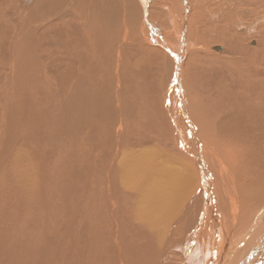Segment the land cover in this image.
Wrapping results in <instances>:
<instances>
[{"label": "bare ground", "instance_id": "6f19581e", "mask_svg": "<svg viewBox=\"0 0 264 264\" xmlns=\"http://www.w3.org/2000/svg\"><path fill=\"white\" fill-rule=\"evenodd\" d=\"M31 1L0 0L5 147L49 132L42 99L70 103L98 182L67 179L36 232H0V264H264V0ZM48 65L62 91L18 112L17 73ZM19 157L1 198L44 186Z\"/></svg>", "mask_w": 264, "mask_h": 264}, {"label": "rangeland", "instance_id": "374dc122", "mask_svg": "<svg viewBox=\"0 0 264 264\" xmlns=\"http://www.w3.org/2000/svg\"><path fill=\"white\" fill-rule=\"evenodd\" d=\"M36 1L38 0H32L31 3L34 4ZM51 48L52 47H50V51ZM44 63H48L46 59ZM52 71L50 69V66L48 65L46 69H40L37 73L31 72L27 74V84L25 86L20 81V73H17L18 77L16 78V83H13V89L11 92L17 93L18 95H21L24 98L16 100L17 103H15V98H13L12 95H8V93L6 92V94L4 95V97H6V100L2 101H5L10 105L13 103L17 104L18 106L16 110L18 112L28 114L30 106L26 103L25 94L29 91V89L32 88L35 91L42 89L43 96L44 91H46V93L50 90H56L58 93L62 91L61 86L59 84V81H61L59 79V75L61 76L62 70H58L53 67ZM5 75L6 73L4 74L3 70H1V94L5 93V91L2 89L5 84ZM52 83L55 84V87L50 86ZM30 85L32 87H30ZM48 95L49 93H47V96ZM58 96L60 95L55 94L54 98H57ZM44 100L45 99L41 100L43 102V109L44 111H46L47 115L44 120V125L46 130L49 132L44 133V136L39 133L32 135L31 128L28 131V136L25 137L24 148H27L26 151L23 148L24 143L21 142L23 140H18L16 144L12 143V146L8 148L5 147L8 133L4 129L3 120L0 119V175H3L2 177H0V180L3 181L4 176L6 177V183L0 184V190L2 189V187L7 185V183H9V180L11 178L9 165H12V157L17 154H20L19 160L23 161L24 158H28L31 162V165L28 167H32V174H35L37 170V173H41L40 177L44 179L42 181H37L38 183H43L44 186L37 187L36 195L33 197L32 195H29V197H19L18 194L15 195L11 193H6V196L1 198L0 195V232L12 233L11 238L15 240H17L18 238H22L19 230H25L30 232H36L38 230V225L35 221L36 213L40 212L42 204L44 202L47 203L48 209L53 208V206L57 204L55 192L56 189L61 188L62 182L63 184L65 183L67 185V179L70 182V180L73 178L74 182L78 180V184H83L85 181L90 187H92V183L97 184L98 182L96 174L94 175V170H91L93 168H90L88 174L86 173V177H84L83 173L79 171L80 165L77 164V161L73 154V151L79 146L78 140L74 135V126H71L67 130L65 128L64 121L59 119V117H61V113H65L66 110L71 111V104L66 102L50 103V105L57 107L61 111V113H52L48 102ZM10 152L11 154H9ZM23 152L25 153L21 155ZM23 165L26 166L25 164ZM54 170H56L57 172ZM84 178L85 180H83ZM92 188V190L94 191L96 189V186L93 185ZM81 207L79 208V211ZM86 209L87 211H89L88 206H86ZM54 211L55 210H50V216L52 221L48 224L49 228L54 226L53 221L58 223V219L55 216L56 214ZM91 212L92 211L90 210L88 214V212L85 211V215L87 214L86 216H88L87 219L89 222H92L91 219L93 220L94 217ZM90 213L92 216H90ZM81 218L77 219V221H80ZM83 218L81 219V221L86 222L85 219L83 220ZM262 246H264V243L262 244Z\"/></svg>", "mask_w": 264, "mask_h": 264}]
</instances>
